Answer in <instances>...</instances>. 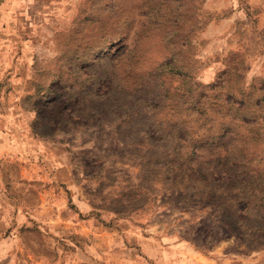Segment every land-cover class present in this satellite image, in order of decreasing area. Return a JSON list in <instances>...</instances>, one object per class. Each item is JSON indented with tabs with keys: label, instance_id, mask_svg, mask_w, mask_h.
<instances>
[{
	"label": "rangeland",
	"instance_id": "obj_1",
	"mask_svg": "<svg viewBox=\"0 0 264 264\" xmlns=\"http://www.w3.org/2000/svg\"><path fill=\"white\" fill-rule=\"evenodd\" d=\"M233 163L263 179L264 0H0V264H264V204L243 238L205 197Z\"/></svg>",
	"mask_w": 264,
	"mask_h": 264
},
{
	"label": "trees",
	"instance_id": "obj_2",
	"mask_svg": "<svg viewBox=\"0 0 264 264\" xmlns=\"http://www.w3.org/2000/svg\"><path fill=\"white\" fill-rule=\"evenodd\" d=\"M260 170L264 174V167ZM259 171V170H258ZM218 173L222 175L224 181L220 183L208 182L206 178L201 183L206 188L205 197L217 196L220 203L217 205L220 210L221 217L228 218L234 226L232 232L236 237L240 235L245 237V228L249 229L250 225H244L247 221V214H249L248 203L264 204V175L263 179L255 178L250 181L252 174L259 175L258 172L251 169L247 164L233 163L229 166L211 168L210 174ZM225 182V183H224ZM210 199V198H209ZM229 223H227L228 225ZM257 229L264 231V226ZM238 239V238H237Z\"/></svg>",
	"mask_w": 264,
	"mask_h": 264
},
{
	"label": "crops",
	"instance_id": "obj_3",
	"mask_svg": "<svg viewBox=\"0 0 264 264\" xmlns=\"http://www.w3.org/2000/svg\"><path fill=\"white\" fill-rule=\"evenodd\" d=\"M24 124H26V122H25ZM24 124H23V125H24ZM25 126H26V127H23V128H29L28 125H25ZM24 130H25V129H24ZM17 137H18V136H17ZM19 149H20V148H18V150H19ZM59 153H60V152H59ZM60 156H62V154H61ZM65 166H66V164H65Z\"/></svg>",
	"mask_w": 264,
	"mask_h": 264
}]
</instances>
